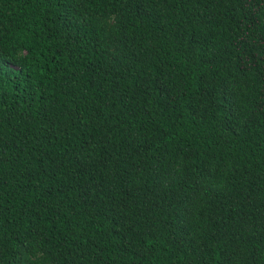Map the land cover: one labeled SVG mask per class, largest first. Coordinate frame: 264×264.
<instances>
[{
	"label": "trees",
	"instance_id": "obj_1",
	"mask_svg": "<svg viewBox=\"0 0 264 264\" xmlns=\"http://www.w3.org/2000/svg\"><path fill=\"white\" fill-rule=\"evenodd\" d=\"M0 264H264V0H0Z\"/></svg>",
	"mask_w": 264,
	"mask_h": 264
}]
</instances>
